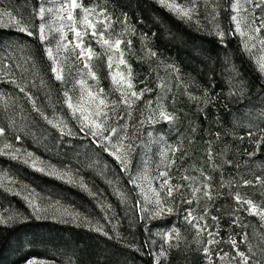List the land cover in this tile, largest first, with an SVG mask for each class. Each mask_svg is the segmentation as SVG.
<instances>
[{
  "label": "trees",
  "instance_id": "trees-1",
  "mask_svg": "<svg viewBox=\"0 0 264 264\" xmlns=\"http://www.w3.org/2000/svg\"><path fill=\"white\" fill-rule=\"evenodd\" d=\"M83 2L89 6L93 3L105 6L113 20L120 21L114 23L113 29L115 33L123 32V39L132 40L131 49L125 47V58L131 65L135 90L152 89L144 94L142 100L135 102L132 119L126 118L122 122L138 124L141 110L145 116L148 115L144 102L149 99L153 101V109L162 105L175 115L177 119L173 123L157 124L163 137L161 145L168 150V160H175L170 170L172 183H182L180 177L188 175L194 178L191 187L202 186V170L211 177L214 199L209 200L202 192L197 193L191 205L181 206L178 216L149 218L140 222L139 212L134 206L138 200H143L136 187L129 184V175L121 172L112 157L79 133V124L63 103L65 83L54 79L52 62L45 55L44 45L38 38L40 21L32 13L34 6L39 7L37 0H0L2 9L12 11L18 19L31 21L32 30L36 33L29 37L14 28L0 27V49L7 51L11 47L9 54L14 57L16 79L27 84L47 115L51 116L53 111L57 115L63 114L68 127L78 135L62 138L55 128L31 110L32 105L18 88L2 80L0 127H5L9 142L57 167L70 166L77 173L78 182L82 178L87 185V190H84L0 156V171L7 170L15 178L16 189L23 190L24 186L34 189L38 196H46L57 206L66 207L70 217L63 221L38 220L20 196L0 187V219L8 221L9 217L17 215L27 217L26 220L0 224V264H24L32 257L45 264H154L152 253H159L162 246L167 249V257L162 258L160 264H206L203 249L208 246L209 239L220 241L211 246L215 261H219L215 259L216 251L235 255L228 242L230 237H235L239 243L247 234L253 246L264 243V228L259 218L249 215L247 205H237L233 199L239 192L244 199L264 206V184H255L257 176L264 179V142L260 143L259 149L256 143L264 135V75L243 50L241 39L226 35L222 45L220 39L210 35L204 27L198 29L195 23L177 19L154 0ZM216 2L221 5L220 27L227 32L234 27L230 21L232 13L223 10L230 0ZM79 13L77 9V21L81 18ZM124 13L128 17L127 23L135 28V34L125 31ZM200 20L202 25L211 28L203 14ZM143 34H147V42L141 39ZM84 39L86 45L97 53L92 65L100 77L98 88L110 92L113 85L109 78L107 54L90 41L93 39L91 36L86 35ZM145 43L157 53L156 57L146 54ZM27 56L31 57L29 63H25ZM16 63L21 67L15 68ZM121 69L127 71L124 66ZM41 80L44 86H41ZM192 96L199 99L193 100ZM118 97V93H113L109 99ZM119 110L127 111L124 105H120ZM250 131L254 135L249 136ZM16 136L21 137L19 144L14 139ZM171 148L178 149L175 155ZM209 150L212 152L211 160ZM244 180L254 183L245 187ZM89 191L112 206L116 219L111 222L104 219V212ZM118 191L123 193L125 201L117 195ZM191 196V191L186 190V198ZM146 207L151 212L154 204H146ZM188 207L194 209V216L204 217L194 221L201 227L206 226L200 234L183 219L182 211ZM75 212L80 213V218L72 220L70 214ZM212 217H217V220ZM234 220H238L241 226L233 224ZM86 221H91L92 226ZM97 224L103 225L112 238L93 230ZM173 225L179 229L183 239H173L170 242L173 247L169 248L160 233ZM217 230V236L209 237V231L215 233ZM240 250L247 253L248 244H241ZM228 263L239 264L238 260H229Z\"/></svg>",
  "mask_w": 264,
  "mask_h": 264
},
{
  "label": "snow or ice",
  "instance_id": "snow-or-ice-1",
  "mask_svg": "<svg viewBox=\"0 0 264 264\" xmlns=\"http://www.w3.org/2000/svg\"><path fill=\"white\" fill-rule=\"evenodd\" d=\"M155 3L172 13L179 20H183L187 23H195L198 29L204 27V30L208 31L210 35L217 36L222 45L226 35L239 36L241 38L243 50L248 53L250 57L254 56L252 51L254 48H256L257 51L264 52V36H262V33H264V0H230L228 6L224 7L223 10L232 13L230 15V21L234 27L230 28L227 32L220 27L219 17L221 5L217 3L216 0H183V2H177V0H155ZM37 4L39 7L37 8L34 6L32 13L35 19L40 21L37 28L39 33L38 38L41 44L44 45L45 55L52 62L51 72L54 79L65 84L69 82L64 72V67L68 63L69 57L72 56H78L84 63V69L87 70L85 72L84 69L78 67L75 69L79 79L75 80L74 87L71 91L74 93L76 88H79V99H77L75 95H70L68 90H65L63 93V103L69 110L72 118L79 124V133H82L85 138H88L90 144L95 145L97 149H100L103 153H106L116 161L120 166V171L129 175V184L138 186V179L148 181L150 184L151 180L148 176H137L131 171L133 170L134 158L144 156L145 158L141 163L144 165L148 164L146 155L147 145L143 140L142 130L145 126H154L161 122L173 123L177 117L167 112L162 105L153 109V101L149 99L144 102V109L148 110V115L145 116L144 111L141 110V118L138 124L133 123L130 125L127 122H122L125 121L126 118L129 120L132 119V109L135 102L142 100L145 93H150L152 91V89L147 87L141 89L139 92L135 90V85L132 82L133 74L131 65L125 58V47L130 50L132 47V40L123 39V32H114V23L120 21H114L111 13H109L105 6H101L99 3H93L90 6L85 5L83 0H62L61 6L55 10L60 21V27L56 29V31L60 33V39L56 41L54 48L49 42L51 27L45 20L46 14L52 12L53 9L46 8L43 0H37ZM210 4H214L215 6L209 7ZM77 9L83 13L79 22L75 16ZM202 14L205 20H207V23L211 25V28L202 25L200 20ZM65 16L66 22L64 20ZM123 16V22L126 24L125 31L135 34V28L127 23V14L124 13ZM0 17H8L11 21L9 24L0 23V27H14L16 31L24 33L29 37H33L36 34L32 30L33 25L31 21H25L22 18L18 19L12 11L0 9ZM100 26H102V28ZM81 28L90 29L91 38H93L107 54L109 78L112 80L113 85L110 92H105L103 88H98L100 77L97 75L92 65V60L97 56V53L90 45H86L84 38L86 35H89V32L81 31ZM65 29L74 33L73 39L75 48H72L70 43L66 42L67 34ZM153 36H155V34H153ZM141 39L147 42V34H143ZM122 45L124 47H122ZM145 46L146 54L149 57L157 56L155 51L147 47V43H145ZM76 50H79L78 53ZM10 52L11 47H9L7 51L5 49H0V80L18 88L19 92L23 93L28 102L32 105L31 110L42 117L48 125L55 128L62 138L66 136H77L78 133L68 127V123L63 119V114L57 115L56 112L53 111L51 116L47 115L38 104L37 99L28 90L27 84L21 83L16 79L13 68L14 57L9 54ZM62 56L63 60L61 59ZM24 59L25 63L31 62L30 56ZM32 66L35 68L34 63ZM121 66H124V69L127 71L125 72L122 70ZM20 67L21 65L19 63L15 64V68ZM258 69L261 74H264V62L258 60ZM89 79L95 83L89 85ZM40 84L44 86V81L41 80ZM32 86L36 87L35 84ZM113 93L119 94L118 99H109ZM85 94L88 98L87 103L91 105L90 109H86L83 106ZM191 98L193 100L199 99L194 96ZM58 102L59 101H57V103ZM120 105H124L127 111H120ZM77 113H79V115H77ZM147 135L151 136L152 133L148 132ZM248 135L252 136L254 133L250 131ZM14 139L17 144L21 142L20 136H16ZM161 140H163V137H161ZM0 141H2V143H0V156H6L10 160H15L27 165L36 172L53 176L70 185L87 190V185L83 182L82 178L79 179L78 182L77 173H75L70 166L65 165L63 168H58L56 165L45 163L27 149L17 147L16 144L9 142L7 140L5 127H0ZM261 142H264V135L261 136L260 140H257V149H259ZM177 150L176 148L170 149L173 155H175ZM208 156L211 160V150H209ZM174 164L175 160H168V150L162 151L161 164L158 165L162 167V170L159 173V177L151 178L154 180H160L162 178V183H160L159 189H153L151 187L148 189L153 193L155 199L153 200L151 197L146 196V203L138 200L134 206L139 212L140 222L149 218L158 219L171 215L178 216L181 206L184 204L191 205L193 200L197 198V193L202 192L203 196L207 197L209 200L214 199L211 192V177L205 175L202 170L201 175L204 181L202 186L191 187V182L194 178L188 175L180 177L183 181L182 183L173 184V176L170 170ZM253 183L254 182L250 180L243 181L245 187ZM9 184L16 185L17 181L8 174L7 170L0 172V187H4L6 191L13 195L21 196V198L25 200L27 206L31 208L33 215H35L37 219L42 218L41 212L45 210L37 203L40 197L35 190L28 189L27 186H24L23 190H15L14 188L8 187ZM255 184H264V179L257 176ZM221 186H224V184ZM165 189L166 195H163ZM186 190L191 191V198H186ZM24 192L27 194H24ZM89 195L97 199L98 206L101 211L104 212L105 220L111 222L113 219H116V213L110 204L100 201L96 193L89 191ZM117 195L120 196L122 201H125L123 193L118 191ZM233 199L236 201L237 205H247L246 211L249 215L258 216L260 219L264 220V206L255 203L251 199H244L239 192L234 195ZM146 204H154V208L151 212H148ZM185 211H187L185 222L195 228L198 234L206 230V226L201 227L198 223H194L196 220L204 219L203 216H194V209L191 207L186 208ZM145 213H147V215ZM207 214V210H205V215ZM70 215L72 220L80 218L79 212ZM17 219L26 220L27 217L17 215L16 217H9L8 221L14 222ZM212 219L217 220V217H212ZM8 221L0 219V224L8 223ZM86 222L92 226L91 221ZM233 224L238 227L241 226L238 220H234ZM113 228H115V225H113ZM93 230L112 238L109 233L105 231L103 225L97 224L93 226ZM218 234V230L215 233L211 231L208 232L209 237H215ZM160 235L169 248L173 247L170 243L173 239L177 241L183 239L179 229L175 225L168 231L160 233ZM228 242L232 245V250L235 255H230L229 252H223V254H221V250L215 252V259L222 262L238 260L239 264H264V243L253 246L249 242L247 234L241 237L239 243L235 237H230ZM219 243L220 241L216 239L208 240V246H205L203 249L204 256L206 257V264H214V249L211 246ZM241 244H248L247 253L240 250ZM145 246H147V244ZM135 250L139 251L140 249L136 248ZM152 255L156 258L155 264H159L161 258L167 257V249L162 246L159 253H152ZM26 264H45V262L36 258H30L26 261Z\"/></svg>",
  "mask_w": 264,
  "mask_h": 264
},
{
  "label": "rangeland",
  "instance_id": "rangeland-1",
  "mask_svg": "<svg viewBox=\"0 0 264 264\" xmlns=\"http://www.w3.org/2000/svg\"><path fill=\"white\" fill-rule=\"evenodd\" d=\"M43 3H44V6L46 8L53 9L52 12L46 14L45 20L48 23V25H50V27H51V35L49 36V42L55 48L56 41H58L60 39V33L56 31V29L60 27V21H59V18L57 17L55 10L61 6L62 0H43ZM0 9H2V8L0 7ZM79 14H80V17L83 16L82 12H80ZM64 20L66 22V16H65ZM80 20H81V18L78 20V22ZM0 23L9 24V23H11V21L9 20L8 17H0ZM10 28H14V27H10ZM81 31H88L89 36H90V29L81 28ZM65 32L67 34L66 42L70 43V46L72 48H75V42L73 39L74 33L68 29H65ZM38 36H39V33H38ZM262 36H264V33H262ZM90 41L92 43H94L96 46H98L99 48H101L100 45L97 44L94 39H90ZM242 47H243V45H242ZM76 51L78 53L79 50H76ZM252 51L254 53V56H251V58L258 68V60L260 62H264V59H262V58H264V52L257 51L256 48L252 49ZM61 59L63 60V56L61 57ZM77 67L80 69H84L83 61L81 59H79L78 56L69 57V61L64 67V72L66 74L67 80L69 81L68 83L65 84L66 90L69 91L70 95H75L77 97V99H79V95H80L79 88H76L74 93L71 91L74 87L75 80L79 79V77L77 76L76 71H75V69ZM84 71L86 72L87 70L84 69ZM88 84L92 85V84H94V81L89 79ZM87 99L88 98L85 94V101L83 102V106L86 109H90L91 105H89L87 103ZM77 115H79V113H77ZM157 115H158V112H157ZM142 132H143V140L146 142V145H147V154L146 155H147L148 164L144 165L143 163H141V161L145 158L144 156H141L139 158H134L133 170H131V171H133L134 174H136L137 176L142 177V176L146 175L151 180V183L149 184L148 181L138 179V181H137L138 186H135L138 194L142 198L143 202H145L146 196L151 197L153 200L155 199L153 193L148 190L149 187H151L153 189H159L160 183H162V178L160 180H154L151 178L152 177H159L160 170H159L158 165L161 163V152L164 151V149L161 145V135L158 132L157 124H155L154 126H145ZM148 132H151L152 135L148 136L147 135ZM45 163H47V162H45ZM58 168H63V167H58ZM30 169H32V168H30ZM0 172H2V171H0ZM38 173H40V172H38ZM50 177L55 178L53 176H50ZM61 181H63V180H61ZM8 187L14 188L15 190H19V189H16L15 186L11 185V184H9ZM2 188L5 189L4 187H2ZM164 193L166 194V189H165ZM24 194H27V193L24 192ZM23 202L27 206L24 199H23ZM37 203H39L41 208L45 210V211L41 212L42 218H40L38 220H55V221L60 220V221H63V220H66L67 218H70L68 215L69 213L66 212V210H67L66 207L57 206L54 202L50 201V198H48L46 196H41L40 199L37 201ZM28 209L32 213L31 208L28 207ZM182 214H183V219H185L187 217V212L185 210H183ZM33 216L36 218L35 215H33ZM256 217H258V216H256ZM69 220H71V219H69ZM259 220H260L261 225L264 228V220H262L260 218H259ZM32 258H34V257H32ZM155 261H156V258L154 257V264H155ZM24 264H26V262ZM159 264H160V262H159ZM214 264H229V263H228V261L222 262L220 260L219 261L214 260Z\"/></svg>",
  "mask_w": 264,
  "mask_h": 264
}]
</instances>
